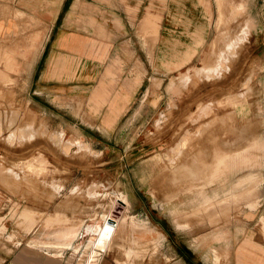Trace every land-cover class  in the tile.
<instances>
[{"label":"rangeland","instance_id":"obj_1","mask_svg":"<svg viewBox=\"0 0 264 264\" xmlns=\"http://www.w3.org/2000/svg\"><path fill=\"white\" fill-rule=\"evenodd\" d=\"M11 1L28 11L7 12L0 0V17L28 21L0 37L2 261L21 247L44 252L35 239L46 222L82 224L71 248L82 244L80 264L91 252L121 264H264V0H151L134 19L144 50L123 53L128 67L121 52L98 53L92 72L83 57L79 77L93 80L50 97L38 81L45 59L33 65L50 26L30 15H54L61 0ZM170 10L179 18L164 26L181 37L159 34ZM81 11L89 31L96 8L84 2ZM98 32L99 44L111 40L100 24ZM103 82L110 103L98 107L92 95ZM245 153L253 166L208 184L220 159ZM247 176L238 192L252 189L255 209L226 197Z\"/></svg>","mask_w":264,"mask_h":264},{"label":"crops","instance_id":"obj_2","mask_svg":"<svg viewBox=\"0 0 264 264\" xmlns=\"http://www.w3.org/2000/svg\"><path fill=\"white\" fill-rule=\"evenodd\" d=\"M84 2L91 3L93 7L96 8V12L91 13L88 17L89 31L82 30L81 28V20L83 19L81 5ZM151 2V0H110V3L103 5V2H99V0H61L54 15L49 16V14L46 13L44 15L38 13L35 14L32 10L30 18L34 21V24L41 22L50 26L47 32L45 31L46 29H44L43 33L41 32L40 34L45 36L46 42L39 50L41 52H39L38 58L36 59L35 63H33V65L37 67L39 66V61L45 59L43 70L40 72L41 74L38 81L43 84L41 87L47 92V95L49 97L66 96V94H71L77 90H80L82 88L81 84L83 81L88 83L93 80L91 75L85 76L84 79L79 77L83 63V57H85L88 62L93 64L91 67H89L90 63H88L87 66V68L92 72L94 68L100 66V61L96 59L98 53L106 51L121 52L122 55L120 56V66L122 68L128 67V58H126L127 63H125V56L123 53L144 50L136 39L137 33L135 32L134 26V21L136 20L134 19H139L140 17V20H142L147 12L145 9L151 4ZM1 3L7 12L12 11L10 8L13 5L14 7L16 6L15 8L21 12L25 13L28 11L26 8L20 9L22 6L17 3H12L11 0H1ZM132 9H134V11ZM151 11L153 10L151 9ZM174 14L175 13L172 12V10L168 11V13L165 12L164 18L161 21L162 26L159 31L160 36H164L166 33H170L172 31L177 36L181 37V35H183V31L177 30V28L164 26L166 20L179 18ZM26 18L27 17L24 16L17 18L13 16L0 17V37H14L19 30L18 24H21L20 19L21 21H24ZM188 19L191 20L190 18ZM26 21H28V18ZM99 24L102 25L103 28L107 30V32L112 36L111 40H108L109 43L107 42V44H99ZM203 24L205 27L209 25L208 17H205ZM192 26L193 24H191L190 31L185 33L186 36H189L190 33L194 32L195 28H192ZM175 41L180 42L178 38H175ZM181 41L183 40L181 39ZM189 43L191 46H193L192 36L190 37ZM45 51L46 57L43 58V52ZM114 66L115 63L113 62L107 68L106 75H111L113 73L112 67ZM103 90L104 82L96 89L95 93L93 92L92 95V100L98 107H104L105 103H110L108 101L110 100V96ZM124 91H126L125 86ZM123 103L125 107H123L120 113L114 115V117L118 116L116 119L117 121L121 115L123 116V110L126 109V100H123ZM108 115H113L112 113L110 114L109 107L106 116ZM76 125L77 124H74V126ZM88 128L93 129L92 126ZM69 141L76 142L75 140ZM247 154L245 153L243 155H238L237 157L228 156L220 159L208 180V184H213L216 181L227 179L229 172H234L240 167L253 166L254 161ZM250 177L252 176H247L239 183L234 185V187H232L226 194V197H244V199H246L245 203L250 207V209H255L257 207V201H250L251 193L253 192L251 191L252 189L249 191L245 190L246 192H244V194L238 192L239 190L245 188V184L247 182L246 180ZM218 196L219 194L217 193L214 197H205H207L209 199L208 201H210V198H216ZM56 218L62 219L61 217ZM67 219L70 220L69 218ZM47 220H51V218ZM81 225V223H77L75 224V227L67 228L50 224L46 225L45 222L44 228L46 227L47 229L45 228L41 233V236L35 239L42 241V245L39 247L44 248V252H36L32 249L30 250L21 247L16 249L14 254L7 255L5 260L2 261L3 257L2 252L0 251V264H80L81 259L83 258L82 244L76 246L79 247L78 253L74 252V249L71 248L73 247V240H76L78 237V229ZM51 226H54L55 229L48 232L47 230ZM245 240H249L248 243L254 244L256 248L257 243H254L251 237H247ZM32 244H34L33 240ZM44 245L46 247H44ZM253 252L256 258L261 259L260 256H258L260 254H257L255 249ZM95 257H97V255L94 254V252H91L90 255L87 256V259L85 258V264H92L96 261V259L97 261L99 260L100 264L104 261V257L107 256L105 255L100 259H95ZM102 264L121 263H115V261L114 263H111V261L106 258Z\"/></svg>","mask_w":264,"mask_h":264},{"label":"bare ground","instance_id":"obj_3","mask_svg":"<svg viewBox=\"0 0 264 264\" xmlns=\"http://www.w3.org/2000/svg\"><path fill=\"white\" fill-rule=\"evenodd\" d=\"M241 39V38H240ZM227 46V45H226ZM229 53V52H228ZM216 67V66H215ZM217 70V69H216ZM210 76V75H209ZM214 75H212V77H213ZM208 77V76H207ZM13 131V130H12ZM252 191V190H251ZM248 193V192H247ZM247 195V194H246ZM249 197V196H248ZM117 221V220H116ZM107 225H111V226H114L116 223L115 222H111V220L109 221V220H107L106 222H105ZM180 228V227H179ZM183 228V227H182ZM121 230H123L124 231V227L121 229ZM32 231V230H31ZM73 241H75V240H73ZM35 242H38V243H40V244H42V241L41 240H36ZM103 241H96V243L94 244L95 246H102L103 245ZM36 245V244H35ZM39 246V245H38ZM69 246H71V245H69ZM44 247H46L45 245H44ZM53 249V248H52ZM133 257H135V256H133ZM130 258V257H129ZM132 258V257H131ZM219 263V260H215V264H218Z\"/></svg>","mask_w":264,"mask_h":264}]
</instances>
